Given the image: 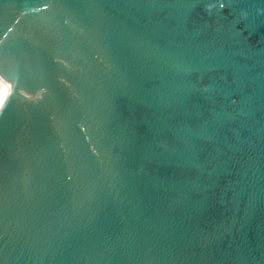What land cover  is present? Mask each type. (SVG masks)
<instances>
[{
  "label": "water",
  "instance_id": "95a60500",
  "mask_svg": "<svg viewBox=\"0 0 264 264\" xmlns=\"http://www.w3.org/2000/svg\"><path fill=\"white\" fill-rule=\"evenodd\" d=\"M0 79V264H264V0H0Z\"/></svg>",
  "mask_w": 264,
  "mask_h": 264
},
{
  "label": "bare ground",
  "instance_id": "6f19581e",
  "mask_svg": "<svg viewBox=\"0 0 264 264\" xmlns=\"http://www.w3.org/2000/svg\"><path fill=\"white\" fill-rule=\"evenodd\" d=\"M1 83V93H0V104L2 103L3 99L5 98L7 92H8V84L0 79Z\"/></svg>",
  "mask_w": 264,
  "mask_h": 264
},
{
  "label": "rangeland",
  "instance_id": "374dc122",
  "mask_svg": "<svg viewBox=\"0 0 264 264\" xmlns=\"http://www.w3.org/2000/svg\"><path fill=\"white\" fill-rule=\"evenodd\" d=\"M0 85H1V83H0ZM0 93H1V86H0Z\"/></svg>",
  "mask_w": 264,
  "mask_h": 264
},
{
  "label": "snow or ice",
  "instance_id": "6c2138e0",
  "mask_svg": "<svg viewBox=\"0 0 264 264\" xmlns=\"http://www.w3.org/2000/svg\"><path fill=\"white\" fill-rule=\"evenodd\" d=\"M223 5H221V7H222Z\"/></svg>",
  "mask_w": 264,
  "mask_h": 264
}]
</instances>
